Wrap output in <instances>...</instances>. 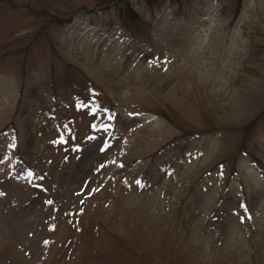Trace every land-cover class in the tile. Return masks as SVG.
<instances>
[{"label": "rangeland", "instance_id": "obj_1", "mask_svg": "<svg viewBox=\"0 0 264 264\" xmlns=\"http://www.w3.org/2000/svg\"><path fill=\"white\" fill-rule=\"evenodd\" d=\"M0 264H264V0H0Z\"/></svg>", "mask_w": 264, "mask_h": 264}, {"label": "trees", "instance_id": "obj_2", "mask_svg": "<svg viewBox=\"0 0 264 264\" xmlns=\"http://www.w3.org/2000/svg\"><path fill=\"white\" fill-rule=\"evenodd\" d=\"M126 6V8H128L127 10L129 11V9H131V8H129L130 7V5L128 4V5H125ZM125 8H124V5H121L120 6V10H121V13H122V18L124 19V21L125 22H130V21H133L132 20V18H130L129 17V15H128V13H125L126 12V10H124ZM124 10V11H123ZM125 13V14H124Z\"/></svg>", "mask_w": 264, "mask_h": 264}]
</instances>
